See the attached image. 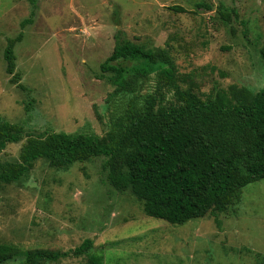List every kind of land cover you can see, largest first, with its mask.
Wrapping results in <instances>:
<instances>
[{"label":"rangeland","instance_id":"obj_1","mask_svg":"<svg viewBox=\"0 0 264 264\" xmlns=\"http://www.w3.org/2000/svg\"><path fill=\"white\" fill-rule=\"evenodd\" d=\"M119 31L166 49L183 86L203 99L234 86L264 89V0H0V116L23 129L20 143L0 150V164L19 161L30 137L46 132L106 139L133 104L156 93V73L133 94H116L102 73ZM20 36L14 71L30 97L6 72L4 51ZM173 103L166 92L163 104ZM105 162L54 168L40 159L20 180L0 182V243L21 254L5 264H24L28 252H67L86 239L105 264H264V179L225 212L173 225L146 215L131 190L114 188Z\"/></svg>","mask_w":264,"mask_h":264},{"label":"trees","instance_id":"obj_2","mask_svg":"<svg viewBox=\"0 0 264 264\" xmlns=\"http://www.w3.org/2000/svg\"><path fill=\"white\" fill-rule=\"evenodd\" d=\"M198 7L214 9L205 3ZM227 14L223 17L229 21ZM33 16L23 28L33 23ZM115 38L114 51L101 71L108 74L116 94L137 93L153 73L158 76L156 93L145 97L142 106L133 104L106 139L65 132L31 136L19 161L0 164V182L20 180L40 159L54 168H68L103 157L108 182L120 191L131 190L150 217L184 225L225 212L247 185L264 179V89L254 93L234 86L203 99L183 86L166 49L134 43L120 31ZM21 41L22 36L8 41L4 59L12 83L29 95L14 71V46ZM260 51L264 61V43ZM166 92L175 97L170 106L163 104ZM22 130L0 116V150L20 143ZM95 250L94 241L86 239L67 252H28L24 264L57 263L69 257L105 264L104 255ZM20 255L18 247L0 243V264Z\"/></svg>","mask_w":264,"mask_h":264}]
</instances>
